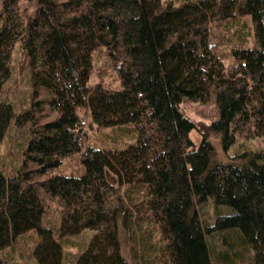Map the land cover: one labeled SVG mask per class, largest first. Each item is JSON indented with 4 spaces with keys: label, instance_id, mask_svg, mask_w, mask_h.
Listing matches in <instances>:
<instances>
[{
    "label": "trees",
    "instance_id": "trees-1",
    "mask_svg": "<svg viewBox=\"0 0 264 264\" xmlns=\"http://www.w3.org/2000/svg\"><path fill=\"white\" fill-rule=\"evenodd\" d=\"M6 140L0 264H264V0H0Z\"/></svg>",
    "mask_w": 264,
    "mask_h": 264
},
{
    "label": "rangeland",
    "instance_id": "rangeland-1",
    "mask_svg": "<svg viewBox=\"0 0 264 264\" xmlns=\"http://www.w3.org/2000/svg\"><path fill=\"white\" fill-rule=\"evenodd\" d=\"M220 48H221V51L223 53V51H226V49H229V46L226 43L224 45H221ZM99 62H102V60L99 59L98 62H95V64H94L95 66L93 69V75H92L91 83H94L96 81L95 80V72L97 70ZM113 87L117 89L116 84H114ZM182 110L185 112V114L188 117L193 119L195 122H197L199 124L203 123V124L207 125L205 123L206 120H204V116L207 114V111H209L207 106H200V105L193 104V103H185L182 106ZM86 129L88 132V138H89L90 144L96 148L117 150L116 148L123 149L126 147L127 139L123 138V137L118 138V136L116 137L115 133H117L119 131L116 128H99L97 125H94L92 128L90 126V121H89L86 125ZM191 139L194 141V143L197 146H199V144L201 142V135L199 134V132L196 129L191 132ZM211 139H212L213 144L216 147V152H217V156H218L217 159L226 162L238 153L237 147H232L231 149H229L225 153L223 151V147L221 146L220 138L214 137L213 135H211ZM8 150H9V146H8V143L6 140L0 146V157H7L8 156ZM78 162L79 161L77 158H74L72 160L68 159V160L64 161L63 165L60 167V169L58 171H64L66 173L75 172L81 166V164ZM55 210L56 209L53 210V214H52L53 216L52 217L53 218L56 217V219H57V215L55 213ZM67 250L72 252L73 255H75L77 253V249L74 247H69ZM16 256H17L16 258L18 260L20 258H22L20 253ZM23 256L25 257V254ZM22 261H24L23 258H22Z\"/></svg>",
    "mask_w": 264,
    "mask_h": 264
}]
</instances>
